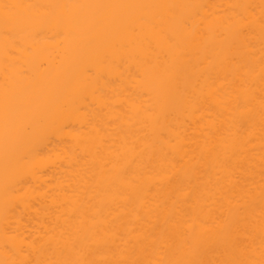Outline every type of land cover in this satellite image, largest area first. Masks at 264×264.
I'll list each match as a JSON object with an SVG mask.
<instances>
[{"label": "bare ground", "instance_id": "1", "mask_svg": "<svg viewBox=\"0 0 264 264\" xmlns=\"http://www.w3.org/2000/svg\"><path fill=\"white\" fill-rule=\"evenodd\" d=\"M0 264H264V0H0Z\"/></svg>", "mask_w": 264, "mask_h": 264}]
</instances>
